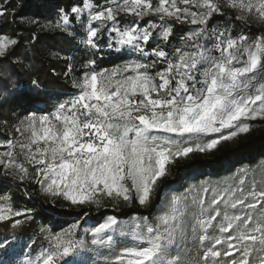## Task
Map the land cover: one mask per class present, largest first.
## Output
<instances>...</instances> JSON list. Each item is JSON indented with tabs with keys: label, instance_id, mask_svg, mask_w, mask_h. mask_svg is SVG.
I'll return each mask as SVG.
<instances>
[{
	"label": "snow or ice",
	"instance_id": "obj_1",
	"mask_svg": "<svg viewBox=\"0 0 264 264\" xmlns=\"http://www.w3.org/2000/svg\"><path fill=\"white\" fill-rule=\"evenodd\" d=\"M26 7L0 0V18L19 16L32 40L36 29L62 35L88 56L66 64L70 91L50 108L32 110L46 91L38 77L25 87L13 80L20 73L0 76L4 96L30 105L5 123L11 136L0 132V173L79 211L61 226L55 216L66 209L32 193L40 210L20 207L0 192V264H264V163L194 179L153 204L172 161L264 121V0H67L43 20ZM20 44L18 33H0V67L24 63ZM105 52L121 63L99 65ZM120 205L133 213L80 219Z\"/></svg>",
	"mask_w": 264,
	"mask_h": 264
},
{
	"label": "trees",
	"instance_id": "obj_2",
	"mask_svg": "<svg viewBox=\"0 0 264 264\" xmlns=\"http://www.w3.org/2000/svg\"><path fill=\"white\" fill-rule=\"evenodd\" d=\"M24 0H20L23 3ZM67 0H28V7L24 11L26 17H32L38 15V18L43 20L46 17L51 18L55 15L57 7H63L66 5ZM202 2V0H201ZM222 2V0H221ZM225 12L229 15H233L234 12L231 9L225 8ZM16 22L13 23V16L8 15L4 18H0V33H18L21 44L17 49L18 54L24 57V63L16 65H7L6 67H0V76L7 77L10 73H20L22 75H14L13 80L17 84L21 82L27 87L28 82L33 79V76L38 77L39 81L46 89L45 92L40 93L41 99L36 102V108L51 107L53 100H49L50 97L55 98L60 94L70 91V81L65 78L66 64L69 65L75 61L76 66L79 65V61L82 58L88 56V52L83 50L76 41L70 40L62 35L53 33H42L39 29H36L37 39L32 40V33L26 31L27 25L20 23V17L17 16ZM226 23V21H222ZM256 25L255 23L249 22ZM237 29L242 34H249L254 29H249L246 26L242 27L238 22L236 23ZM50 50L59 51L64 59L57 61L50 56ZM104 60L98 59V64L111 68L112 66L121 63V60L115 56H110L107 52L104 54ZM5 89H0V132H7L9 136L12 135L11 128H5V123H13L16 117H21L25 114V107L30 105L24 102H17L11 97H6L4 93ZM4 137L0 136V140ZM5 149H0L3 151ZM243 162L247 165L252 162L264 163V121L256 120L250 123V130L247 133H240L237 137L231 141L222 142L216 149L211 150L210 158L207 161H203L196 157L195 153L191 154L185 160H174L166 168L169 170L166 177L161 181L160 189L153 199V204L158 208L161 193H169L174 190H181L188 183L194 182V179L209 177L215 178L218 175H223L227 170H230L233 166H239ZM259 175V170H257ZM23 186L16 187L11 180L0 173V192H7L11 190L15 193L17 203L20 207L35 208L40 210V203H32L29 201V193H32V199L44 202L48 208L55 207L56 209H66V211H59L56 216V222L64 226L75 222L77 219L76 213L79 211L76 208H72L66 201L63 200H51L45 198L36 192L35 188H28L27 191L22 190ZM119 203V202H116ZM3 206V205H0ZM142 214L148 215L150 218L155 215L156 212L149 211ZM133 213V209H129L120 205V211H103L97 212L94 207L90 210V215L87 217H80L81 220L87 219L89 225H95L99 221L103 220L108 215H117L119 218H127ZM43 217H36L32 224L34 229L37 225L43 222ZM19 231L23 234V239H27L29 229L27 224ZM51 223V221L49 222ZM7 229L0 224V235L6 234ZM194 255V253H193Z\"/></svg>",
	"mask_w": 264,
	"mask_h": 264
},
{
	"label": "rangeland",
	"instance_id": "obj_3",
	"mask_svg": "<svg viewBox=\"0 0 264 264\" xmlns=\"http://www.w3.org/2000/svg\"><path fill=\"white\" fill-rule=\"evenodd\" d=\"M222 2H223V0H222ZM227 8V7H226ZM228 9H230V8H228ZM232 10V9H231ZM250 22H252V23H257L255 20H253V21H250ZM229 141H231L232 142V139L231 140H229ZM200 143H206L207 141L206 140H202V141H199ZM210 152H211V150H207V151H205V152H203V153H201V152H196L195 153V155H196V157H198V158H200L201 160H203V161H207V160H209V158H210ZM176 160H185V158H183V159H176Z\"/></svg>",
	"mask_w": 264,
	"mask_h": 264
}]
</instances>
